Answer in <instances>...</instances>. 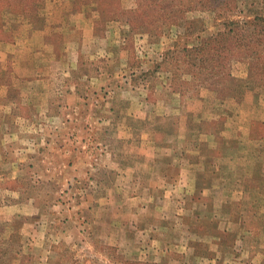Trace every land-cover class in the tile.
Returning a JSON list of instances; mask_svg holds the SVG:
<instances>
[{"label": "rangeland", "instance_id": "1", "mask_svg": "<svg viewBox=\"0 0 264 264\" xmlns=\"http://www.w3.org/2000/svg\"><path fill=\"white\" fill-rule=\"evenodd\" d=\"M203 1L0 0V264H264V87L186 55L264 0Z\"/></svg>", "mask_w": 264, "mask_h": 264}, {"label": "trees", "instance_id": "2", "mask_svg": "<svg viewBox=\"0 0 264 264\" xmlns=\"http://www.w3.org/2000/svg\"><path fill=\"white\" fill-rule=\"evenodd\" d=\"M239 1L204 0L202 8L203 11H209L221 19L225 13L235 11ZM31 10L34 14V7L28 6L26 0H20V6L14 8V12L22 15L32 12ZM129 14L130 23L148 16L144 10L139 12V9L132 10ZM172 20L177 19L167 18L165 22L169 23ZM149 22L153 21L150 19ZM222 26L223 28H220L216 34L202 38L200 45L193 46L191 50L186 49L191 68H194L195 72L199 71L198 75L203 77L199 81L201 87L216 91L222 98H228L225 94H228V90H232L230 84L234 81L229 71L233 60L244 62L248 77L253 84L264 87V16L255 15L252 19L227 20L222 23Z\"/></svg>", "mask_w": 264, "mask_h": 264}]
</instances>
